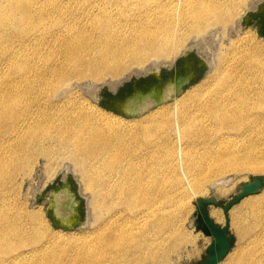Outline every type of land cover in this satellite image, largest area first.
<instances>
[{
  "label": "bare ground",
  "instance_id": "1",
  "mask_svg": "<svg viewBox=\"0 0 264 264\" xmlns=\"http://www.w3.org/2000/svg\"><path fill=\"white\" fill-rule=\"evenodd\" d=\"M33 1L7 0L6 13L27 25L32 20L42 23L49 14L44 9L47 1ZM248 1L140 0L130 15L121 13L124 25L113 24L102 12L88 13L99 33L87 52L79 53L73 46L69 50L73 62L50 69L52 75L46 77L38 74L40 69L30 68L1 92L0 129L10 142L11 159L19 162L24 153L39 152L47 180L63 160L69 161L83 191L90 195L91 230L51 232L44 237L41 229L34 233L2 215L3 208L0 264H169L170 249L163 247L169 239L159 237L160 224L165 226L172 212L170 179L181 185L177 173L187 168L188 159L200 157L204 165L222 174H264V163L249 162L251 158L243 154L250 141L264 142V41L239 27L243 12L256 2ZM45 37L39 33L29 41ZM189 46L211 53L209 75L171 104L143 116L123 119L85 105V100L77 104L69 95L67 80L72 75L76 80L109 78L119 83L171 64ZM167 89V96L177 90L176 85ZM154 101L153 96H139L125 110L134 113ZM8 119L10 125L4 123ZM224 157L236 161L229 159L226 165ZM7 167L0 160V183ZM221 185L225 183L214 187ZM2 188L0 184V193ZM227 193L214 190L216 196ZM70 205L65 190L55 195L53 210L63 223L71 221ZM208 217L214 224L223 221L214 208Z\"/></svg>",
  "mask_w": 264,
  "mask_h": 264
},
{
  "label": "rangeland",
  "instance_id": "2",
  "mask_svg": "<svg viewBox=\"0 0 264 264\" xmlns=\"http://www.w3.org/2000/svg\"><path fill=\"white\" fill-rule=\"evenodd\" d=\"M44 1H47L44 9L49 13L46 20L42 23L32 20L31 25H27V22L20 20L19 17L13 19V17L8 16L6 13L7 0H0V90H3L0 91V94H3L1 92L6 91L19 76H22V73L27 72L30 68L31 70L33 68L40 69L42 72L38 74L41 77H46L52 75V73L49 74L50 69L53 70L66 62H73V52H69L70 49H73V46L77 47L79 53L87 52L88 48L97 40L95 34L99 33L96 24H93L90 20L89 14L98 15L102 12L109 19H112L113 24L124 25L125 17L121 13L126 12V15H130V12L135 11V7H137L140 0ZM251 1H248L247 4ZM253 1L256 2L252 14L255 16L261 12L264 14V4H262L264 0ZM24 2L26 0H19V3ZM33 2H37V0ZM49 2H53V5ZM48 4L52 5L53 8ZM54 8L56 9L53 10ZM247 10L243 12L240 21ZM113 30L117 31V28L114 27ZM240 30L242 32H251L257 40L260 39L251 27L244 29L240 27ZM39 33H43L46 37L43 40L29 41L30 37L32 39L34 35ZM50 35L53 37L56 35L57 39H59L55 41ZM65 45H70L67 46L68 53L65 52L67 50L64 47ZM190 49L192 48L189 46L185 52L178 54L176 58L172 59L171 64L160 66L157 78L151 74L145 76L144 72L136 73L135 75L139 76H134L130 80L125 78L118 81L119 83H112L109 78L92 82L89 79L76 80L72 75L67 80L71 85L69 95H74L76 98L75 103L77 104L85 100V105L92 104L98 107L91 100V98L93 99L97 96L101 104H110V106L115 108L123 109L124 107L121 106H123L126 99L124 101L113 99L117 92L125 90L127 91V97H130L144 92V90L146 91L150 86L158 84L161 86L166 84L175 86L177 83L186 82L194 78V85L187 89L185 88L177 96L178 98L184 92L205 80L210 72L211 58L209 59V68L199 65V61L200 59H205L204 56L211 55V53L197 48ZM151 70L155 69L151 68ZM115 85H119L117 92L112 91ZM172 100L165 105L171 104ZM71 107H73V100ZM116 116L121 117L119 115ZM7 117H10V115H7ZM4 123L10 125L11 120H5ZM5 135V132L0 129V160L8 164L0 183L3 185L0 193V208H2L0 211L3 213V208L5 209L2 215H7L12 222L19 226H26L33 231L41 229L40 232H42L44 237L51 234V232H62L63 234H67V232L79 234L90 232V210L88 208L90 195L83 191L78 178L72 172L70 162L63 160L56 167L58 170H55L54 176L47 180L43 174L44 161L39 157V152H32L29 156L24 153L20 158L21 160L17 162V160L11 159L10 142L7 135ZM262 151H264V142H257L254 139L250 141V144H246L243 154H247L251 158L249 162L264 163ZM31 155L34 157L29 158ZM229 159L236 161L235 157H224L222 163L225 162L226 164ZM185 164L187 168H180L177 173L178 181L181 185H184V188L180 187L181 185L178 184L177 180L170 179L172 202L169 205L172 212L169 215L168 223L165 226L160 224L162 228L159 237L162 236L165 241L169 239V243L163 246L164 249H170V256L167 259L169 264H199L204 260L205 251L211 244V238L207 242L206 237L195 229V202L198 199L214 197L219 201L220 206H223L237 195L242 185L249 183L252 178L264 177L263 173H232L230 171H226L225 174L217 173L213 167L204 165L200 157L190 158ZM66 168L68 172L65 171ZM67 180L73 181L75 184L73 191L75 202H81L80 205L82 207L81 217L74 223V231H63L53 228L43 209L46 201L42 195H47L51 186L56 190H64ZM158 181H160L159 178ZM167 181L169 182V179ZM222 182L225 185L214 187L216 183ZM165 183L166 179L163 184ZM165 188H168V183ZM216 188L228 190V193L223 196H216L214 195ZM167 204L165 205L169 206ZM220 206L218 208L209 207L208 211L210 208L219 210L223 221L215 225L224 226L225 218ZM38 213L42 214L41 219ZM228 221L229 235H231L233 240L231 249L224 260L221 261V264H264V189L255 196L244 198L232 207L228 212ZM42 241L45 242V239L43 238ZM176 241L178 244H176ZM30 246H35V244H30Z\"/></svg>",
  "mask_w": 264,
  "mask_h": 264
},
{
  "label": "water",
  "instance_id": "3",
  "mask_svg": "<svg viewBox=\"0 0 264 264\" xmlns=\"http://www.w3.org/2000/svg\"><path fill=\"white\" fill-rule=\"evenodd\" d=\"M261 1V0H260ZM259 2V1H258ZM254 8L249 9L245 12V15H243L239 26L244 29L248 27V22L246 20V16L253 11ZM260 38L262 37L259 33L257 34ZM194 48L190 49L193 50ZM188 52V51H187ZM205 59H200L199 65L207 66L209 68V59L211 58V55H205ZM169 66V65H166ZM160 68L158 70H151L144 75L147 76L151 74L154 77H158ZM134 76L139 75H132L127 80H130ZM195 79L187 80L186 82L177 83L176 88L177 90L170 94L169 96L165 95V92L168 90L167 88L171 86V84L166 85H156L153 88H149L145 93L143 94H135L130 100L137 99L139 96H146L150 95L155 97V101L148 107H146L143 110L137 111V112H128L127 110H117L116 112L110 110L107 108V106L104 104H101L100 101L96 98H91L93 103H95L98 107L109 111L111 113H114L116 115H119L126 119H133L138 118L141 115L147 113L148 111L169 103L174 97L179 96L184 89L191 87L194 85ZM118 86L112 90L113 92H117ZM129 103V102H128ZM68 172V170L66 171ZM66 177V174H65ZM262 189H264V177H255L250 180L249 183L242 185L239 188V191L235 197H233L229 203L226 205L220 206V203L217 199L214 197H211L209 199H198L195 202L196 206V212L194 215V221L196 223L195 229L198 232H201L205 237L211 238V244L208 247V249L205 251V257L202 262L199 264H219L221 261L224 260V258L227 256L231 249V243L233 238L231 235H229V229H228V212L232 207L237 205L240 201H242L246 197L255 196L257 195ZM220 206V209L223 213V216L225 218V224L224 226H217L215 225L208 217V208L209 207H216L218 208ZM48 219V218H47ZM53 228L60 229L63 231H74L75 228L70 224H61L57 222H50Z\"/></svg>",
  "mask_w": 264,
  "mask_h": 264
},
{
  "label": "flooded vegetation",
  "instance_id": "4",
  "mask_svg": "<svg viewBox=\"0 0 264 264\" xmlns=\"http://www.w3.org/2000/svg\"><path fill=\"white\" fill-rule=\"evenodd\" d=\"M262 4H264V3H262ZM250 16H251V18H249ZM246 20L248 22V27H251L253 30H255V32L257 34L259 33L262 36L261 38L264 40V14H262V12H261V13L256 14V16H255L254 14H252V11H251L246 16ZM191 79H194V78H191ZM153 87H155V86H150L149 88H153ZM148 89H146V91ZM146 91L144 90V92H141L140 94H143ZM126 92L127 91H125V90H123V91H121L119 93L117 92L114 95V97H113V99L123 100V101H124V99H126L125 102L123 103V107H124L123 110L126 109L127 103L134 96V95H132L130 97H127V93ZM105 105L107 106L108 109H110V110H112L114 112H116L117 110H122V109L110 106V104H104V106ZM66 182H67V185L65 186L64 190L67 192L68 196L71 198V205L68 208V212L71 213V221H70V223L61 222L60 218L57 215H55L54 210H53V206H52L55 195L60 194V192L63 189L56 190L53 186L49 187V193L47 195H42L43 198L46 201L43 209H44V213H45L46 218H48V220L50 222H57V223H61V224H70V225H72L75 228L74 223L77 220L80 219L81 212H82V207L80 205L81 202L80 203H76L75 202V198H74V194H73V191H74V188H75L74 187L75 184L73 183V181H68L67 180Z\"/></svg>",
  "mask_w": 264,
  "mask_h": 264
}]
</instances>
